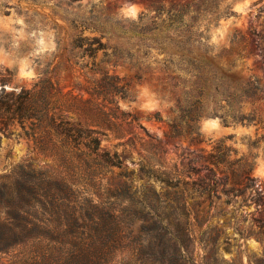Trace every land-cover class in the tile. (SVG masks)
I'll list each match as a JSON object with an SVG mask.
<instances>
[{"label": "rangeland", "instance_id": "1", "mask_svg": "<svg viewBox=\"0 0 264 264\" xmlns=\"http://www.w3.org/2000/svg\"><path fill=\"white\" fill-rule=\"evenodd\" d=\"M147 9L143 0H0V79L30 87L47 69L62 92L82 94L73 84L84 77L66 59L71 23L97 17L125 24ZM199 28L218 52H232V36H242L237 46L246 58L242 64L236 57L238 66L264 89V0H220ZM110 44L124 48L116 39ZM154 54L139 76L128 61L108 68L128 85L118 105L136 121L122 123L118 111V123L109 124L95 108L71 114L99 132L100 155L83 146L76 156L46 155L19 130L0 132V264H254L262 256L264 95L243 108L254 109V125L226 126L205 116L197 124L199 142L168 139L180 93ZM219 142L230 148L229 160L244 158L252 167L253 186L242 195L204 189L206 177L222 178L211 176L208 161ZM105 154L119 167L107 166ZM17 184L25 189L15 190Z\"/></svg>", "mask_w": 264, "mask_h": 264}, {"label": "trees", "instance_id": "2", "mask_svg": "<svg viewBox=\"0 0 264 264\" xmlns=\"http://www.w3.org/2000/svg\"><path fill=\"white\" fill-rule=\"evenodd\" d=\"M143 1L148 11L125 24H108L97 17L71 23L75 33L70 36L66 59L72 64L70 68H77L84 77V83L73 84L82 94L74 95L73 89L62 92L59 80L47 69L37 74L30 87L10 86V82L0 79V132L11 135L19 130L17 136L31 141L34 149L46 155L76 156L82 146L99 154V132L83 128L71 114L88 113L95 108L107 123H118V100H126L128 85L110 74L108 68L128 61L139 76L143 65L149 68L147 62L152 53L161 57L154 58L153 63L159 65L160 71L172 74L173 88L180 93L175 100L177 115L172 118L166 138L199 142L197 124L205 116L217 117L226 126L254 125V109L244 113L243 108L246 104L254 106L264 95V89L238 66L236 57L243 60L242 64L246 58L237 46L244 43V38L234 34L231 43L236 48L232 52H218L208 44L206 30L199 28L205 15L215 14L220 0H213L214 6H208L204 0L187 5ZM85 32L99 36H83ZM113 39L123 42L124 48L111 45ZM98 54H101L99 60ZM83 94L90 97L82 99ZM97 99L101 102L97 103ZM120 113L122 123L136 121L129 113ZM155 119L160 118L156 115ZM230 152V148L219 142L209 154L211 176L222 175L218 180L206 177L208 183L204 189L209 194L221 188L225 194L242 195L252 188V167L244 158L229 160ZM105 158L107 166L119 167L118 160L114 162L109 154ZM226 183L231 185L228 190H224ZM20 188L25 189L15 185V190ZM254 264H264V249Z\"/></svg>", "mask_w": 264, "mask_h": 264}, {"label": "water", "instance_id": "3", "mask_svg": "<svg viewBox=\"0 0 264 264\" xmlns=\"http://www.w3.org/2000/svg\"><path fill=\"white\" fill-rule=\"evenodd\" d=\"M0 89H1V86H0ZM6 89V88H5Z\"/></svg>", "mask_w": 264, "mask_h": 264}]
</instances>
